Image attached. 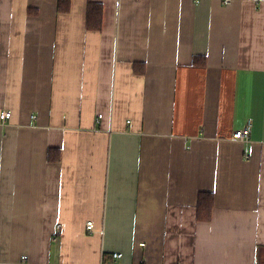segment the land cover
<instances>
[{
	"label": "crops",
	"instance_id": "obj_1",
	"mask_svg": "<svg viewBox=\"0 0 264 264\" xmlns=\"http://www.w3.org/2000/svg\"><path fill=\"white\" fill-rule=\"evenodd\" d=\"M224 1L0 0V264H264V0Z\"/></svg>",
	"mask_w": 264,
	"mask_h": 264
},
{
	"label": "trees",
	"instance_id": "obj_2",
	"mask_svg": "<svg viewBox=\"0 0 264 264\" xmlns=\"http://www.w3.org/2000/svg\"><path fill=\"white\" fill-rule=\"evenodd\" d=\"M70 9V0H59V11L67 13ZM102 6L96 3H89L87 8L86 27L89 31H100L102 29ZM201 62L204 65L205 58L196 57L194 64ZM59 153L54 156L53 150L49 151V160H58ZM214 207V196L209 193H201L198 198L197 220L208 222L212 218Z\"/></svg>",
	"mask_w": 264,
	"mask_h": 264
},
{
	"label": "built area",
	"instance_id": "obj_3",
	"mask_svg": "<svg viewBox=\"0 0 264 264\" xmlns=\"http://www.w3.org/2000/svg\"><path fill=\"white\" fill-rule=\"evenodd\" d=\"M231 0H225L224 3L226 5L230 4ZM12 116V114L10 112H3L1 115H0V120L5 124V122L10 119ZM35 118V117H34ZM101 119H102V116L100 115L98 117V121L97 123L99 124L101 122ZM251 128H252V125L251 123L249 122L247 124V126L242 129V130H237L233 133V140L236 141V142H240V143H247L249 142L250 140V135H251ZM86 227L88 230L92 231L93 230V222H88L86 224ZM58 230L60 231L61 228L60 226L58 227ZM115 259H119L121 258L122 256L120 254H114L113 256ZM23 260H27V257H24ZM24 261V262H25ZM24 262H22L23 264H25Z\"/></svg>",
	"mask_w": 264,
	"mask_h": 264
}]
</instances>
